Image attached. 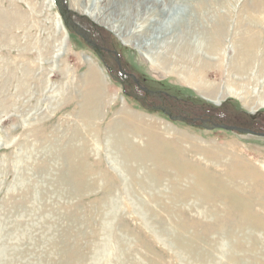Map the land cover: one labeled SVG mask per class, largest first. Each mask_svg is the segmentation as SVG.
<instances>
[{
	"label": "rangeland",
	"instance_id": "rangeland-1",
	"mask_svg": "<svg viewBox=\"0 0 264 264\" xmlns=\"http://www.w3.org/2000/svg\"><path fill=\"white\" fill-rule=\"evenodd\" d=\"M109 1L67 3L144 86L264 131V0H189L188 28L151 43L159 22L110 28L138 30L142 1ZM59 18L51 0H0V264H264V137L127 96Z\"/></svg>",
	"mask_w": 264,
	"mask_h": 264
},
{
	"label": "bare ground",
	"instance_id": "bare-ground-1",
	"mask_svg": "<svg viewBox=\"0 0 264 264\" xmlns=\"http://www.w3.org/2000/svg\"><path fill=\"white\" fill-rule=\"evenodd\" d=\"M131 1H133V0H128L126 9L124 10L125 12H126V10H128V12H130V10L133 8V3ZM139 1H142V2H139L142 5L141 4L135 5L136 6L135 15L136 16L132 22V25H134L138 29L136 31L132 30V28H130V27L122 28L119 21H118V24H114L111 22H103L101 19L98 18V16H97L98 12L94 13L92 11V9L85 8V6H83V9H81V11L83 12V14L84 13L89 14L92 18H94V20L98 21L99 23L101 22V24L108 26V24L111 23L112 27H110V28L114 32H118L119 34L122 33L121 35H124L125 37L126 36L127 37L128 36L134 37L135 35H140L143 33L142 27L139 23L140 20L159 22V26L156 27L154 30H152L151 33L146 38V40L150 43H151V41L156 40L161 35L170 34L176 27L178 28L181 26H186L188 28V21L191 18V12H192V8L190 6L189 0H186V3H188V7L187 6L175 7L174 5H171L170 3L165 4L164 0H139ZM174 1L177 3V1H179V0H174ZM114 2L116 3V1L110 0L109 4L105 5L104 7H106V6L109 7V5L114 6ZM147 3H151V4L149 6H147V5H145ZM86 6H88V5L86 4ZM161 6H162V8H161ZM107 7L105 8V10H107ZM158 14L161 15L162 17L164 14H166V18H163L162 20H160L162 17L160 19H158L157 18ZM186 15H188V18H186ZM130 20L131 19H129V22H130ZM59 22H60V25H62L61 20ZM62 29H64V28H62ZM191 29H192V27H190V30ZM64 32H65V30H64ZM218 36H219V40H220L222 33L219 32ZM210 45H211V43H210ZM246 45H247L246 47H248L247 49H252L255 46V42L252 39L246 40ZM210 49H213L212 45L209 46V50ZM245 55H248V53ZM245 58H247V57H245Z\"/></svg>",
	"mask_w": 264,
	"mask_h": 264
},
{
	"label": "water",
	"instance_id": "water-1",
	"mask_svg": "<svg viewBox=\"0 0 264 264\" xmlns=\"http://www.w3.org/2000/svg\"><path fill=\"white\" fill-rule=\"evenodd\" d=\"M54 4L56 5L59 15L61 19L64 22L65 27L68 29V31L73 32L76 34L78 37H80L83 42L90 48L92 49L96 55L99 57V59H102V54L104 51L108 53H113L115 55L116 62L119 64L120 71L123 75H126L130 77L135 84L144 92V97L148 96H157V97H162L161 91H153L148 89L146 86L142 85L140 80L130 72H127L123 70L122 65H121V60L118 54V51L115 49H110L108 47H105L103 45H100L96 39L93 38L92 33L86 29L84 26L80 25L78 22L74 20V15L77 14L67 3V0H52ZM104 65L107 67V65L104 63ZM152 108L160 109L163 113L168 115V117L171 120H183L187 121V119H191L193 121H199L201 123V126L204 127L205 129H215V128H224L226 130H235L238 132L242 133H248V134H254L258 136L264 137V132L262 131H254L251 128H247L244 126H238L230 123H223L219 119L213 118V117H202V116H195V117H187L182 114H172L169 110L164 108L163 106H156L153 105Z\"/></svg>",
	"mask_w": 264,
	"mask_h": 264
},
{
	"label": "flooded vegetation",
	"instance_id": "flooded-vegetation-1",
	"mask_svg": "<svg viewBox=\"0 0 264 264\" xmlns=\"http://www.w3.org/2000/svg\"><path fill=\"white\" fill-rule=\"evenodd\" d=\"M77 17V18H76ZM74 19H81L80 16L78 15H75L74 16ZM78 22V21H77ZM79 23V22H78ZM83 26V24H81ZM84 27L87 29V27L84 25ZM90 30V29H89ZM92 33V36L93 38H97L96 40L99 41V43L103 44V41L98 39V36L94 35L93 32L91 31ZM108 53H104L102 55V58L103 60L107 63V65L109 66V69H110V72L114 75V77L119 80L121 82V85L123 87V89L125 88H128L129 89V94L133 95V96H137L138 101L140 100L143 92L138 88V86L133 82L131 81L130 78L126 77V76H122L120 70L117 68H115L114 66V63L113 64H110L108 62L107 59H112V57H110L109 55H107ZM150 99H157L156 101H153L151 100V102L149 101ZM141 101V100H140ZM139 101V102H140ZM142 102L143 103H151V104H155L157 106H163L164 108H166L167 110H169L172 114H175V113H182V114H190L192 115V112H190L189 110H187L188 108L186 107V103H184V101H182L181 99L177 98V97H174V96H171L169 94H165L160 98V97H147L146 100H143L142 99ZM202 116H208L207 114H204ZM260 115H258V117L254 118V119H251L250 122H254L256 121L258 118H259ZM219 118V117H218ZM195 123H198V122H195ZM246 126H251V127H259L260 126H257L256 124H246ZM264 127V125H262ZM258 128V129H259Z\"/></svg>",
	"mask_w": 264,
	"mask_h": 264
}]
</instances>
